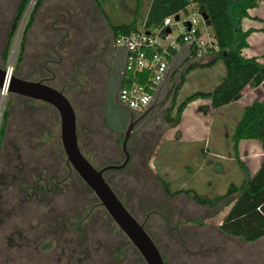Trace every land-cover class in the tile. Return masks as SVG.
<instances>
[{"label": "rangeland", "instance_id": "1", "mask_svg": "<svg viewBox=\"0 0 264 264\" xmlns=\"http://www.w3.org/2000/svg\"><path fill=\"white\" fill-rule=\"evenodd\" d=\"M20 1L0 0V66L9 70L16 50L12 74L36 80L41 73L34 74L32 69L43 65L51 55L53 26L65 23L71 36L80 27L92 32L93 24L81 22L77 13L91 0H45L19 63L22 38L38 0L30 1L9 41ZM167 1L144 0L139 26L151 9ZM98 2L113 24L133 21L136 0ZM188 10L190 15L198 11L195 4ZM170 17L175 19V15ZM181 17L185 18L183 14ZM244 22L248 52L244 50L243 55L264 65V0L246 11ZM172 30L173 38H177L178 27ZM209 31L215 37L212 27ZM103 38L114 44L106 19ZM7 46L6 61L2 55ZM203 64L194 63L196 67L173 79V84L179 85L175 101L169 100L156 110L157 121L149 142L137 136V143L132 144L133 162L123 171H110L106 177L139 222L148 213L159 211L150 214L146 230L166 264H264V240L246 243L219 230L231 209L234 195L229 196V190L246 179L243 166L253 175L263 159L264 147L255 140L242 141L237 158L232 136L243 109L255 100H264V80L248 82L244 78L234 98H217L222 103L215 106L213 89L226 75V68L221 60ZM194 93L199 96L180 111L181 104ZM69 96L73 98L72 93ZM88 99V103L84 100L86 105L96 111L98 103L93 97ZM72 101L77 106L79 140L87 159L98 169L121 163L119 133L106 129L98 116L84 115L80 101ZM6 110L9 118L0 150V264H146L104 208L96 207L82 221L97 199L78 175L72 174L59 184L54 182L48 189L42 188L44 180L39 181L40 189L36 188L40 178L67 177L57 111L46 103L10 92L2 102L0 91V130ZM199 198L217 204H203ZM71 224L78 229H72ZM127 242L129 247L121 251Z\"/></svg>", "mask_w": 264, "mask_h": 264}, {"label": "trees", "instance_id": "2", "mask_svg": "<svg viewBox=\"0 0 264 264\" xmlns=\"http://www.w3.org/2000/svg\"><path fill=\"white\" fill-rule=\"evenodd\" d=\"M30 1L31 0L20 1L9 41H12V38L16 34L20 21ZM93 1L102 11L98 0ZM262 1L263 0H168L166 3L159 5L156 10L151 9L148 13V22L145 21L143 25L139 26L138 19H140L139 17L145 6L144 0H136L137 4L132 22L116 25L113 24L106 15L105 17L115 41L119 35L139 33L143 28H158L163 25L164 20L170 16L188 15L190 5L195 4L199 14H204L209 17L211 27L219 45V51L214 53L216 56L215 60L208 64H203L202 66H209L221 60L227 70L226 75L221 79L219 85L215 87L212 95L215 99L220 97H227L229 99V97L234 98L235 90L240 88L244 78L248 82L264 80V65L259 63L255 58H246L243 55V51L247 46L245 41V36L247 34L243 30V20L246 16V11L255 8ZM44 2L45 0L37 1L29 18L25 34L22 38L20 48L21 54L18 59L19 63L23 60L27 35ZM164 33L166 34V31ZM179 40L181 39L179 38ZM9 48L8 46L6 47V52L4 54V60L6 61L9 56ZM177 52L178 51H172L171 61L177 55ZM194 67H196V65H192L189 68L191 69ZM178 88L179 85L176 84L173 89L176 91ZM198 96L199 95L194 93L187 97L181 104L180 111L193 102ZM220 103L222 102L217 99L214 105L219 106ZM8 118L9 111L6 110L0 130V150ZM232 140L237 158L239 145L242 141H259L264 147V100H255L243 109L242 118L235 127ZM82 151L84 152V150ZM243 167L246 172V179L238 188L234 185V187L229 190V196L234 195L229 204L231 205V209L224 217L219 226V230L225 236L242 239L246 243H255L264 240V160L259 170L253 176L250 175L249 170L245 168V166ZM40 180L41 178L38 179V183ZM38 183H36V188L39 186ZM199 201L211 206L217 204H211L213 200L206 198H199ZM126 246L129 247L128 242L127 245L124 247L122 246L120 250L122 251ZM116 264L119 263L116 261Z\"/></svg>", "mask_w": 264, "mask_h": 264}, {"label": "flooded vegetation", "instance_id": "3", "mask_svg": "<svg viewBox=\"0 0 264 264\" xmlns=\"http://www.w3.org/2000/svg\"><path fill=\"white\" fill-rule=\"evenodd\" d=\"M77 13L80 14L82 18L81 22L86 21L93 24L92 32L86 33L84 28L80 27L71 36V30L69 27H65V23L64 25L60 23L58 26H53L55 33H53V47L50 50L51 55H49L50 57L44 61L43 65H35L32 69L34 74L36 72L41 73V75L39 74V79H22L31 81L45 80V83L52 87L59 90L64 89L65 95L69 98L75 108L76 115L77 106L73 104V98L80 101L84 115L90 116L91 114H94L98 116L100 120H102L106 129L111 133H119L122 143L125 140V135L129 133L130 140L128 147L132 155V160L129 163L130 165L134 159L132 144L135 142L137 143V136L139 135L141 141L146 142L149 140L148 137L153 133V126L157 121L155 112L171 100L170 97H172V93L167 95L168 84H166L164 80L160 86V91L157 92L154 96L153 102L148 107L147 110H149V112L147 114H144L147 110L138 113L122 104L119 100L118 90L120 81L124 77L125 54L123 51L115 49L113 42L111 44L108 38L106 40L103 38L106 19L105 13H103L95 3L91 2L86 3L85 6L78 9ZM61 32L64 33V36H62L63 34H61ZM44 51L48 52L46 48H44ZM2 59H4V54L2 55ZM0 68L3 67L0 66ZM95 77H97L96 81H94ZM89 83H93V85H89ZM70 93H72L73 98L69 96ZM89 97H93L94 100H96L95 102L98 103L96 111L91 110L86 105L89 101ZM84 100H86L87 103ZM77 132L79 140L78 119ZM119 140L117 144L119 143ZM80 143L79 140V145ZM80 148L83 150L81 145ZM121 153L124 161L122 149ZM66 168L67 177L62 180L54 178L53 176L48 179L42 178L40 181L44 180L45 185L42 188L48 189V187L50 185L52 186L54 182L59 184L60 182L65 181V179L68 180L71 178V175L75 173H71L67 166ZM107 174L105 176H107ZM38 185H41L40 182ZM96 201L97 202L91 206L88 215L82 218V221L88 218L95 210L98 205V200ZM152 213L160 214L159 211H153L148 213V218ZM79 224H81V221ZM70 226H72V229H78L77 227H79L78 225L74 226L73 224Z\"/></svg>", "mask_w": 264, "mask_h": 264}, {"label": "water", "instance_id": "4", "mask_svg": "<svg viewBox=\"0 0 264 264\" xmlns=\"http://www.w3.org/2000/svg\"><path fill=\"white\" fill-rule=\"evenodd\" d=\"M207 25L211 27V21L207 15H202ZM180 15L175 17L179 22ZM171 32V29L168 30ZM179 70L175 67L165 78L167 95L171 92L169 81L172 75ZM174 73V74H173ZM123 86L120 81L119 90ZM14 93L18 96L39 101L52 106L58 114L60 124L59 138L66 160L65 164L71 173H75L90 188L98 200L97 207H102L116 224L118 229L126 236L131 245L138 251L146 264H166L160 249L146 230L148 216L143 222H139L114 191L106 179L110 171H123L132 160L129 151L130 134L125 135L121 149L124 161L121 164H109L100 169L96 168L82 152L77 132V115L74 106L65 95L64 89L59 90L45 83V80L31 81L22 79L9 73V70L0 68V91ZM147 110L144 114H147ZM66 180V179H65Z\"/></svg>", "mask_w": 264, "mask_h": 264}, {"label": "built area", "instance_id": "5", "mask_svg": "<svg viewBox=\"0 0 264 264\" xmlns=\"http://www.w3.org/2000/svg\"><path fill=\"white\" fill-rule=\"evenodd\" d=\"M184 16L179 22L168 17L158 28H143L139 33L119 35L115 39V48L125 54L119 100L132 111L142 113L151 105L169 72L172 51L186 45L192 58L203 63L219 51V45L203 16L198 12ZM173 26L180 31L177 38H173ZM169 29L171 32H168Z\"/></svg>", "mask_w": 264, "mask_h": 264}, {"label": "crops", "instance_id": "6", "mask_svg": "<svg viewBox=\"0 0 264 264\" xmlns=\"http://www.w3.org/2000/svg\"><path fill=\"white\" fill-rule=\"evenodd\" d=\"M91 2L94 3L93 0H91ZM146 21L148 22V17L146 18ZM244 26H245V22H244L243 27ZM217 43H218V41H217ZM245 51L248 52V49H246ZM215 58H216V56H212L211 58H209L210 61L206 62V64H208L211 61L215 60ZM194 63H201V61L199 62V61H196L195 59L192 58L191 53H190V50H189L188 46H186V45H184L180 50H178L177 55L171 61V66H170V69H169V71H171V73H172V70L175 67H178L179 68V70H177L175 72V74L173 73L174 75H172V77H171V79L169 81V87L171 88L170 94L172 93V97H170V98H171V100H173L172 102L175 101V96L177 95V90L175 91L173 89L176 86V85L173 84V79H175L178 75H182ZM226 73H227V70H226ZM214 89H215V87H214ZM158 91H160V88H159ZM263 160H264V154H263V159L260 161L259 167L257 168V171L259 170V168H260ZM253 175H251V176H253Z\"/></svg>", "mask_w": 264, "mask_h": 264}, {"label": "bare ground", "instance_id": "7", "mask_svg": "<svg viewBox=\"0 0 264 264\" xmlns=\"http://www.w3.org/2000/svg\"><path fill=\"white\" fill-rule=\"evenodd\" d=\"M17 46V45H16ZM16 48V47H15ZM14 56H13V59H12V62H11V64H10V68H9V73H13V66H14V60H15V56H16V50H15V52H14V54H13ZM7 90H5V92L2 94V102H5V99H6V97H7V92H6Z\"/></svg>", "mask_w": 264, "mask_h": 264}]
</instances>
